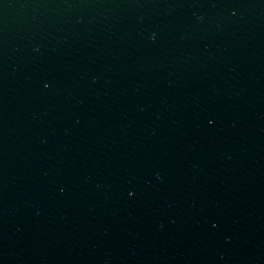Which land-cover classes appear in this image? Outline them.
I'll list each match as a JSON object with an SVG mask.
<instances>
[{
    "label": "water",
    "instance_id": "1",
    "mask_svg": "<svg viewBox=\"0 0 264 264\" xmlns=\"http://www.w3.org/2000/svg\"><path fill=\"white\" fill-rule=\"evenodd\" d=\"M0 264H264V0H0Z\"/></svg>",
    "mask_w": 264,
    "mask_h": 264
}]
</instances>
